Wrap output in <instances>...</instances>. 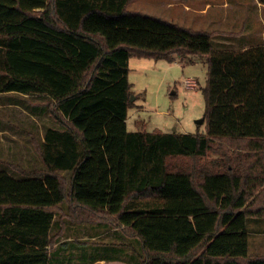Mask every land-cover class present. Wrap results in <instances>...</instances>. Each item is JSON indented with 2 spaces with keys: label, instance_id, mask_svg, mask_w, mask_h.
Listing matches in <instances>:
<instances>
[{
  "label": "trees",
  "instance_id": "obj_1",
  "mask_svg": "<svg viewBox=\"0 0 264 264\" xmlns=\"http://www.w3.org/2000/svg\"><path fill=\"white\" fill-rule=\"evenodd\" d=\"M134 1L0 0V94L44 96L62 125L45 128L38 172L0 169V264H48L65 204L73 223L123 226L142 264L248 257V220L264 219V46L216 50L213 32L128 10ZM195 55L205 132L127 131L130 57ZM216 141L235 150L206 165ZM177 158L191 165L172 168Z\"/></svg>",
  "mask_w": 264,
  "mask_h": 264
},
{
  "label": "rangeland",
  "instance_id": "obj_2",
  "mask_svg": "<svg viewBox=\"0 0 264 264\" xmlns=\"http://www.w3.org/2000/svg\"><path fill=\"white\" fill-rule=\"evenodd\" d=\"M207 1L220 5L223 0H188V3H195V7L201 9ZM227 1L228 8H211L207 14L198 13L197 10L188 12L181 2H175L174 5L168 0H136L128 6V10L157 17L184 28L213 32L211 46L216 50L260 44L263 41L261 34L264 31V5L258 4L257 0ZM128 68L133 106L127 111V131L158 130L163 133L193 135L205 132L204 122H198L205 114L202 88L206 84L207 65L204 58L195 55L187 57L182 63H169L162 59L132 56ZM186 81L191 83L187 84ZM51 108L52 105L45 97L0 94V169L19 177L42 169L38 143L43 132L48 126L62 127L60 123L53 121ZM235 147L229 141L214 142L204 163L210 165L211 162L218 161L222 151L232 152ZM191 162L189 158L169 161L172 168H185ZM62 175L67 179L69 177L67 173ZM255 221V218L248 220V257L238 260L242 264L257 257V253H264V245L258 244L259 239L264 237H260L255 231ZM102 226L104 227H99L109 231L104 234L106 239H97V246L85 248L82 245L76 253H51V264H88L91 259L101 257L106 260L116 257L129 264H142L143 255L138 256L141 253L140 246L132 242L131 237L132 241L129 243H132L126 245L124 230L117 231L112 222ZM260 234L263 235L264 232ZM122 237L124 245L118 244Z\"/></svg>",
  "mask_w": 264,
  "mask_h": 264
},
{
  "label": "crops",
  "instance_id": "obj_3",
  "mask_svg": "<svg viewBox=\"0 0 264 264\" xmlns=\"http://www.w3.org/2000/svg\"><path fill=\"white\" fill-rule=\"evenodd\" d=\"M169 3H173L174 5L176 4V1H170L168 0ZM258 4H263L261 3L259 0H257ZM178 3V2H177ZM182 6L184 7V10L186 11H191V10H197L198 13L201 14H207L208 11L211 8H228L229 7V3L227 0H223L222 3L220 5H215V4H210L208 1L205 3V6L202 7L201 9H197V7H195V3H188V0H183L181 1ZM264 8V6H263ZM204 31V30H203ZM213 31H221V30H213ZM223 31V30H222ZM261 36L263 37L260 44H257V46H264V31L262 32ZM255 46V45H252ZM243 46V48H234L233 50H242L245 49L247 46L245 47ZM232 49V48H231ZM29 96V95H27ZM37 97H44V96H37ZM57 128V127H56ZM68 174L70 175L69 172L64 171L61 174ZM11 174V173H9ZM13 177H19L16 175L11 174ZM64 176V175H63ZM66 204L64 206L63 211H60L59 213V221H58V226L63 228V233L61 235V237L59 238L57 244L53 247V249L51 250L49 246H46L47 252L48 253H57V252H61V253H76L81 247L82 245L87 248L90 247V245H95L97 246L98 242L97 239L100 237H103L104 239H106L107 236H104L105 233H107L109 230H103L101 229L99 226H101L102 228L104 226L102 225H107V224H101L99 223V221L96 219H91V220H87L86 222H76L73 223L71 222L70 217L67 215V213H65L66 211ZM255 225V231L257 232V234L260 235V237H264V234H260L261 232H264V219H256V221L254 222ZM117 231H121L124 229L123 226L117 227L116 228ZM119 229V230H118ZM103 231V232H101ZM101 232V234H99ZM262 235V236H261ZM133 241H132V240ZM129 236L126 235V245L131 244L132 242H136L137 245H139V242L137 239L135 238H131ZM129 241H132L129 243ZM122 244L124 245V237H122L120 239V242L118 244ZM113 244V243H112ZM259 245H264V238L263 239H259ZM248 249H249V241H248ZM80 253V252H79ZM256 256H262L264 257V253L263 254H259L257 253ZM49 260L48 264H51V259L49 256ZM88 264H129L127 262H124L116 257L110 259V260H106L105 257H101V258H95V259H91V261ZM131 264V263H130ZM135 264V263H134ZM138 264V263H136Z\"/></svg>",
  "mask_w": 264,
  "mask_h": 264
},
{
  "label": "water",
  "instance_id": "obj_4",
  "mask_svg": "<svg viewBox=\"0 0 264 264\" xmlns=\"http://www.w3.org/2000/svg\"><path fill=\"white\" fill-rule=\"evenodd\" d=\"M131 98H132V96L130 97V100H131ZM198 122H199V123H203V122H204V118L201 119V120H199Z\"/></svg>",
  "mask_w": 264,
  "mask_h": 264
},
{
  "label": "built area",
  "instance_id": "obj_5",
  "mask_svg": "<svg viewBox=\"0 0 264 264\" xmlns=\"http://www.w3.org/2000/svg\"><path fill=\"white\" fill-rule=\"evenodd\" d=\"M187 84L191 83L190 81H186Z\"/></svg>",
  "mask_w": 264,
  "mask_h": 264
}]
</instances>
